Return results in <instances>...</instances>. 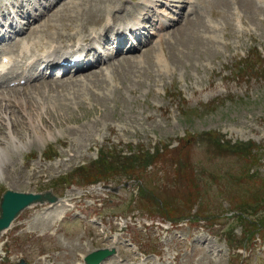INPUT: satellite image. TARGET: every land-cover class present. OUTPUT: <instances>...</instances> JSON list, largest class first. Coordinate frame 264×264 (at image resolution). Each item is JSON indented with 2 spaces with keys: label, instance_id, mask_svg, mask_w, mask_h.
Masks as SVG:
<instances>
[{
  "label": "rangeland",
  "instance_id": "obj_1",
  "mask_svg": "<svg viewBox=\"0 0 264 264\" xmlns=\"http://www.w3.org/2000/svg\"><path fill=\"white\" fill-rule=\"evenodd\" d=\"M58 1L32 23L33 48H46L48 32L66 44L99 26L109 31V19L124 24L141 2ZM181 1L171 2L175 23L141 49L3 92L0 138L12 115L20 146L0 164V198L13 189L56 201L29 205L2 233L0 264H85L107 246L115 256L103 264H264V0H196L197 17L186 0L179 15ZM22 6L12 37L27 25ZM145 158L141 173L124 176ZM145 219L154 223L139 226ZM115 226L126 240L103 239Z\"/></svg>",
  "mask_w": 264,
  "mask_h": 264
},
{
  "label": "bare ground",
  "instance_id": "obj_2",
  "mask_svg": "<svg viewBox=\"0 0 264 264\" xmlns=\"http://www.w3.org/2000/svg\"><path fill=\"white\" fill-rule=\"evenodd\" d=\"M172 1H174V0H141V2L144 4V8L146 6H147V8L143 12H141V13H143V14H141V17H138L134 21H129V22H133L130 26L123 25L124 29L125 30H129V32H133L136 35L137 34L136 33L137 32V29H139L141 26H143L142 24L141 25L139 24L138 20L139 21H143V20L145 21L146 18H150L151 17V15L154 13V11H159L158 10V6H157L158 4L161 5L163 3L164 5L167 4V6H170V3ZM92 9H94V8H89L85 12H82V13L80 12V14H82V15H80V17L83 16V14H90L91 12H93ZM148 9H149V11H148ZM162 13H163L162 14L163 17L161 18V16H159V19H160V22L163 23L164 25L170 24V23H168L169 19L174 20V18L171 17L168 12L162 11ZM6 14H8V12H6L5 15L1 16L2 19H6ZM194 14L196 15V17L198 16L195 12H194ZM191 17H192V14H191ZM191 17H189L187 19V20H191L190 23L193 22V20L191 19ZM37 19H36V21H37ZM55 20L57 21L59 19L56 18ZM113 20L114 19H109V21L107 22V24L105 26V27L109 26L108 27L109 28V31L110 30L116 31L117 30L116 29V25H119V24H115L114 25L113 22H112ZM37 26L38 25H36V27L31 26L30 27V30H32V28H37ZM82 29H84V27L78 28L74 33H78L79 32L78 34H76L77 36H79V35L82 34L81 33ZM34 30H36V29H34ZM91 32H93V31H91ZM44 33H46V32H44ZM54 34L56 36H53L52 35L51 37H49L50 32H48L47 35L46 34L44 35L47 38L46 41L40 43L41 47L46 46V48H44L43 51L45 52V56H44L45 57V61L48 62V63L51 62V57H53V60H57L60 55L64 54V51L62 49H66L69 52L75 51V52H77L81 56L80 53L85 48V46L89 45L91 43V40L96 38V36L89 34L87 37L83 36V37L78 38L79 40H76L74 43H70V41H67V42H65L66 44H64V43L59 42L60 39L58 37H60V32L59 31H55ZM118 35L122 38V35L119 32H118ZM65 37H68V36L65 35ZM39 38H40V36H37L36 39H39ZM54 38H57V39H54ZM25 40L26 39H22L21 42H20L19 49H20L21 52L30 50V48L32 47V43L29 42V43L26 44L25 43ZM32 49H35V48L32 47ZM73 56L74 55H71L70 57L72 58ZM37 59H38V57L34 56V60H37ZM105 62H108V64L110 62H112L111 57L110 56H108V57H101L100 59L97 60L96 66H101ZM7 67L8 66H6V65H2V72L3 73L5 72V70H6ZM89 68L90 67L85 68V69H79V70H76V71H83V70L85 71L86 69L88 70ZM91 72H94V71H91ZM32 75H33L32 73H28V72L23 75V78L25 79V82L23 83V85H26V84H28V83H30V82L33 81L34 78H31ZM18 78H20V77H18V74H16L15 75V79H18ZM1 96L3 97L4 95H1ZM5 118H6V113L2 115V118L0 119V121H2ZM15 122H18V120L16 118L12 117V115H11L9 117V120L5 123L6 128H9V130L7 131V138L8 139L7 138L6 139L0 138V164L1 163L2 164L5 163L4 161L6 159V155H7V151L6 150L7 149H9V150H17L18 147L20 146L18 144L19 142L15 138L14 134L12 135V133L14 132L15 127H17V125L15 124ZM19 126H22V125H19ZM0 172H1V170H0ZM11 190H13V189H11ZM14 191H17V190H14ZM46 198L48 199L49 196H47ZM100 264H103V263L101 262ZM121 264H123V262Z\"/></svg>",
  "mask_w": 264,
  "mask_h": 264
},
{
  "label": "water",
  "instance_id": "obj_3",
  "mask_svg": "<svg viewBox=\"0 0 264 264\" xmlns=\"http://www.w3.org/2000/svg\"><path fill=\"white\" fill-rule=\"evenodd\" d=\"M46 196H49L47 199ZM55 197L51 193L41 194L33 192H20L7 189L0 199V230L7 227L19 214L20 210L35 202L43 200L52 201ZM111 253L108 249H100L85 257L87 263H95ZM20 264H23L22 262Z\"/></svg>",
  "mask_w": 264,
  "mask_h": 264
},
{
  "label": "trees",
  "instance_id": "obj_4",
  "mask_svg": "<svg viewBox=\"0 0 264 264\" xmlns=\"http://www.w3.org/2000/svg\"><path fill=\"white\" fill-rule=\"evenodd\" d=\"M117 153H120V150H118ZM106 154H107V152L104 150V151L101 152L100 156H104V155H106ZM144 160H146V158H145ZM146 161H147V160H146ZM103 162H104V163H112L111 160H110L109 158H108V160H107V159H104ZM95 163H102V162H100V159L98 158L97 161L92 162L91 164H89V166H91L92 164H95ZM138 165H140V163L132 164V165H131V170L125 172V174H126L128 177L133 176V175H134V171H135V169L140 168V167L137 168ZM143 167L145 168V166H143ZM84 168H85L84 166H81V167L78 168V170H81V169H84ZM122 169H123V165L121 166V168H120L119 170L121 171ZM128 169H129V168H128ZM70 175H72V173H70ZM70 175H69V176H70ZM69 180H71V179H69Z\"/></svg>",
  "mask_w": 264,
  "mask_h": 264
}]
</instances>
